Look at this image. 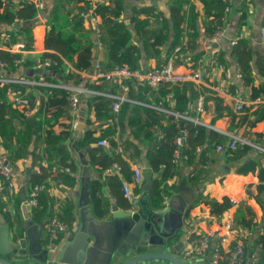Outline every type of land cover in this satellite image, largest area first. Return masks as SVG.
Segmentation results:
<instances>
[{"label": "crops", "instance_id": "crops-1", "mask_svg": "<svg viewBox=\"0 0 264 264\" xmlns=\"http://www.w3.org/2000/svg\"><path fill=\"white\" fill-rule=\"evenodd\" d=\"M24 1L25 0H11L9 1V4L12 9L18 10L23 6ZM55 2L56 0L38 1V13L34 18L35 23L32 28V46L23 53L25 62L28 61L31 63H35V65H33L32 67L23 66L22 70L15 77L32 80L38 78L47 81L45 77L47 76L46 73L48 72L49 68L43 69L40 63L42 61L43 54L47 51L45 47V40L49 35V28L46 24V21L49 16V12L55 5ZM92 2L95 1L70 0L66 3V7L68 9L72 8V13H78L79 9L82 8L83 10V8L86 9L87 7H90L92 5ZM148 2L149 1L146 0H124L122 13L119 16V19L124 21L128 25V28L130 29L131 34L134 37L133 41L137 43L139 42V40L134 29V21L137 18L152 19V13H146L142 11V7L145 6ZM223 2L227 5H230V9L228 11H225L224 8L225 36L223 38L214 39L215 29H213L212 34H207L208 24L211 22V25L213 26L214 17L217 14H211L208 17L206 15V4L203 0H190V3L194 6L195 11L197 12V32L199 34L197 46L192 48L189 37L185 35L181 39V44L176 45L173 50H171L169 48L170 43L174 39V37L171 35L169 43H167L163 47L159 58L143 57L139 62V67L147 68L164 64L167 61H171L179 72L200 70L201 80L199 82L186 81L183 83L161 84L155 89L150 88L147 92L142 91V97L137 96L140 90L135 86L133 93L134 96L129 97L136 100L135 103L130 102L131 108L136 104H139L141 106H148L152 111L151 116L149 114L151 118H153L155 114L161 113H165L166 116H169L172 114L164 110L155 108V106L162 109L174 111L173 108L176 105L177 98L175 96L173 88L175 86H178L180 88H187L186 94L187 97L190 98L188 102V112H185L186 114H182L187 115L188 118L183 119L176 116L175 117L177 119L189 120V122L205 126L208 130L207 140L197 147V151L199 153L194 161V164H188L185 160L180 161L178 174L175 175L170 181L168 179L167 183H174L176 185L179 184V188L174 193H177L179 191L181 184L195 191L194 200L192 204L188 206L185 213V231H180L182 232L181 234L184 248L187 249L191 247L192 243L200 236L201 233L210 230H217L219 231V235H217L218 238H214V242L222 245L221 248L223 250V253H229V251L238 243H243V246H245V238L249 241L257 238L263 230L262 225L264 223V213L261 206L255 200V198L249 196L247 192L250 186L253 188V190L256 191L257 185L264 183V177L259 176L261 169L264 168V155H259L261 154V152L264 153V147L261 144V141L264 140V119L256 122V124L254 125H251V121L254 118L253 111L256 110L261 104H264V97L252 98L253 86H257L264 81V37L261 33V27H264V0H223ZM5 3L7 4V2ZM96 3L97 9L102 6L112 5V2L109 0H104V2L98 1ZM156 3L159 5L160 9H163L166 14H169L171 0H161ZM3 10L4 6L0 7V12H2ZM24 23L25 22L23 20L16 19L15 26H12L9 23L0 24V50L9 51L10 46L14 45L17 42L26 43L23 35L19 36V38L16 39L15 42H10L11 33L17 34L18 32L16 28L21 27ZM83 25L87 29H90L84 22ZM7 34L10 35L9 38H7ZM106 35V28L103 27L99 37V40L102 42V45L100 46V44L97 42V38L94 32L92 31V37L95 43L93 48V62L89 71L83 72V75L88 78L91 84L95 83L101 85L108 82L97 81L94 77L97 63L105 65L106 59L108 58L109 51L104 41V37ZM233 38L238 39V42L235 45H231V40ZM243 40L245 42V45L243 47H240V54L244 58V60L246 62H249L252 66L254 77V82L252 84H246L245 75L244 80L242 81L238 78V68L241 67V64L237 60V57L235 56L236 54L232 52V49L236 45H238L240 41ZM220 63L223 64V68L219 67ZM30 68L35 69L34 73L32 72V70H29ZM40 69L43 70L40 72ZM20 84L22 85V87H24V91L14 86L13 88H10L12 90L21 91L28 97L31 91H33L35 95L38 96V98L36 99L35 107L32 108L29 112L27 111L29 113L28 117L32 121V124H34V113L37 112V110L41 107L40 95L46 94L36 89L34 85L24 83ZM107 86L108 87H105L107 89L104 90L112 89L111 91L113 92L122 93V89L114 83L109 82L107 83ZM164 86L169 88V93L166 96L160 97L159 88ZM91 96L92 95L88 93H81L79 95L78 106L73 109L68 107V112H64L60 120L55 125L56 130H70L72 133L71 136L75 138L74 143L77 142L78 139H81L84 136L85 132L89 129L94 130V136L98 137L105 129L114 126L115 120L113 119L103 122L98 121L95 111L93 109H89L88 107L90 101L89 97ZM201 96H204L203 110H199L197 108V102ZM237 99L246 102L244 108L241 110H238L236 107ZM112 102L113 101L111 100V107ZM52 113L54 114V111ZM110 113H112V111H110ZM245 114H248V119L243 121ZM132 115L133 112L131 109L126 110L125 113L122 112V114L120 115L121 122L125 127V133L122 137L119 136L117 132L112 141L114 145H117L118 151L121 150V138H127L128 141H133L135 144H137L139 141V139H134L132 136V131L137 126L128 124V121ZM140 116H142L143 120H145L148 118V113L141 110ZM211 131H214L220 135L219 142H217L216 138L213 140L209 139L213 138L212 135H210ZM155 135H159V137L162 135L161 130L158 126H155ZM231 135H238L239 137L243 138L245 142L239 141L238 143L248 144L258 152L255 155L254 153H250L237 161L235 160L234 162L232 161L227 164L223 159L227 154L226 148L220 149L219 146H227L231 141ZM178 137H181L180 143L177 142ZM107 140L110 145L109 139ZM175 140L179 145H181L182 143L187 144V129L184 128L182 130V133L177 136ZM93 145L99 146L98 142H94ZM43 148L44 147L42 140L38 142H36V140H33L29 146L28 154L25 157L13 162L9 158L8 151L2 146L0 141V150L9 159L10 164L13 167L15 177L18 180V183H20L19 190L18 192H16L15 197L18 196L22 200V203L20 204V206H18V208L13 206L8 214L4 213L5 218L11 226L12 237L15 234L14 231L20 228L18 223L25 220L23 207L24 205H27L29 191L34 185H31L30 183L31 176L34 173L40 174V172L35 170V166L39 165L41 167L42 173V167L47 166L49 163L45 159L42 161H35L33 158V151L37 153L40 150H43ZM146 149V146H141V149H138V151H136L135 158L131 157L129 154L133 152V149H131L129 153L124 152L122 154V157H120V162L128 163L134 172L133 181H123V184L124 182L129 183L131 196L127 197L125 195L123 184L122 190H119V192L115 187L111 188L107 184L103 185L101 194L103 195V197L110 199V206H108V208L106 207L107 210L114 204H117L119 208L123 209L131 208L130 200H136L138 198H145L153 204L157 203V198H153V187L155 186L154 180L157 177V174H159V171L150 167L146 158ZM224 151H226L225 155ZM178 152V150H176L175 152L177 157L179 155ZM71 154L77 165V169L74 173L77 177L76 185L71 188L66 184H59L56 181L52 180V186L49 189V195L51 196L50 198L53 199L54 203L53 216L57 215L61 219V217L63 216L62 205L66 200L70 199L75 205L74 212L76 220L73 226H69L67 232L62 233L56 240H60L62 237L67 236L69 230L75 228V226L77 225V201L81 176L83 174H88L90 178L100 177L98 172L99 169H94L89 165V163L87 165L90 167V170L88 172L86 171L85 165H82L80 162L78 151L71 150ZM136 168L141 170V182H137L136 180ZM158 168H160V170H163L165 166L163 164H160ZM120 170L121 163L116 161L112 167L106 169L103 172V180L106 179V176L116 175L120 172ZM197 170H203V172L201 178L195 185L192 184L188 180V178L193 176V174H195ZM169 197L170 196H165L164 198L167 199ZM203 197H210L211 199H216L220 202H222L225 197L230 198V200L232 198L236 199L237 202L234 205H231L230 208H228L234 216L235 211L241 205V203L246 202L255 211V219L257 221V224L253 223L249 226H243L242 228H239L236 225L235 234L231 237L224 238L222 236V232L220 231V222L223 220V214L228 209L225 210L221 216H218L217 213L211 209L210 205L203 202ZM33 210L34 209L31 208L28 209V213H31V216L35 219ZM35 220L37 223H40L39 221H37V219ZM46 221L48 222L49 219L47 218L42 223H46ZM44 230H46V232L48 231L49 233L48 225H46V228ZM214 242L212 243V246L215 245ZM246 253V264H251L249 260V258L251 259L250 253ZM209 254L207 257L198 256L190 259L194 260V262H196L197 264H209L210 260L209 262L207 261V258L210 256ZM224 258L225 256L222 254L221 259Z\"/></svg>", "mask_w": 264, "mask_h": 264}, {"label": "trees", "instance_id": "trees-1", "mask_svg": "<svg viewBox=\"0 0 264 264\" xmlns=\"http://www.w3.org/2000/svg\"><path fill=\"white\" fill-rule=\"evenodd\" d=\"M9 1L0 0V7L4 6V10L0 12V24L9 23L15 26L16 19L23 20L25 23L16 28L17 34L11 33L10 42H15L19 36L23 35L26 40V46L30 48L33 41V25L34 18L38 13V8L32 0H25L22 7L18 10L11 8ZM70 0H56L54 7L49 12L46 24L49 28V35L45 40L47 51L42 56L40 65L46 58L53 59L56 63L51 65L45 77L47 81L53 83H72L75 85L85 86L94 90L107 89L105 84H91L83 72H88L93 62L94 40L92 31L83 25V19L80 15L82 8L78 13H72V8H67L66 3ZM112 5L102 6L97 9L102 17V28H106V36L104 37L105 44L108 48V58L105 62L106 68H113L117 64L124 62L129 63L133 68L139 67L140 59L156 57L159 58L163 47L169 43L171 35L174 37L170 43V49L181 44L183 36L187 35L191 42V47L197 46L199 34L197 32V12L190 0H171L169 14H166L163 9L159 8L156 3L158 1L151 0L142 7V11L152 13L150 18H137L134 22V29L138 36L139 42H134V37L131 34L128 25L119 19L122 13L124 0H109ZM206 4V15L211 14L221 16L224 14V8L227 4L223 0H203ZM7 2V4L5 3ZM88 2V1H86ZM84 9V8H83ZM215 27L211 22L207 27V34H212ZM103 41V43H104ZM10 43V44H11ZM245 45L244 40L236 45L234 52L237 60L241 64L244 71L246 84L254 82L252 66L246 62L241 56L240 47ZM19 56L11 51L0 50V60L6 63L5 67H1L0 71L17 76L23 66H33L35 63L25 62L22 65H15L14 59ZM68 63L70 67H67ZM4 68V69H3ZM38 79V78H37ZM18 87L24 91V87L20 83L1 86L0 85V141L2 146L8 151L9 158L14 162L28 154L29 146L33 140L43 142V150L39 152L33 151L35 161L47 160V166L42 167V173H34L31 176V185L35 183H45V190L40 196L39 205L33 210L35 219L39 222L50 219L54 214V203L49 195L51 181L54 180L59 184H66L73 188L76 185L77 177L74 174L77 165L72 157L71 150H85L87 162L94 169H99L100 177H92L90 182V195L93 199L96 211L101 212L106 207L110 206V199L103 197L101 189L107 184L116 190H122L123 181L134 180V172L128 163L120 162V157L124 152L129 153L135 158L136 151L141 149V146H146V158L153 169L159 171L155 178V186L153 187V198H157V203L162 202L165 196H171L179 188V184H168L179 171V163L185 160L188 164H194L198 155L197 147L207 140V129L203 125L189 122V120L177 119L174 115L166 116L165 113L155 114L151 118V109L148 106L134 105L130 107V102H124L118 113L114 112L111 107V100L108 97L101 95H92L89 101V109H93L96 113L98 121L115 120L114 126L105 129L100 136H94V130L89 129L85 132L81 139L74 143L75 138L71 136V131L68 129L56 130L55 125L60 120L64 112H68L69 93L61 87L54 86H35L36 89L44 94L40 95L41 107L34 113V124L28 117V112L25 109L19 108L14 102L6 101L3 95L8 88ZM167 86V85H165ZM160 87V97L166 96L169 93L168 87ZM187 86V85H185ZM140 92L137 95L142 97V91L147 92L148 86L138 87ZM135 86L131 85L129 96H134ZM187 88L175 86L173 88L177 102L174 111L180 113L188 112ZM112 90V89H110ZM114 90V89H113ZM80 95V94H79ZM264 97V81L257 86H253L252 98ZM31 108L36 105L38 96L33 91L29 93ZM131 109L133 115L129 119L130 125L137 126L132 131L134 139H139L135 144L133 141H128L127 138H121V150H117V145L113 144V138L118 132L119 136L123 137L125 127L121 122L120 115L122 112ZM148 113V118L143 120L140 116V111ZM54 111V114L52 113ZM112 111V113H110ZM150 114V116H149ZM186 114V113H185ZM254 118L251 125L264 119V104H261L253 111ZM122 117V116H121ZM243 119V118H242ZM248 119V114L244 115V120ZM155 126L161 130V136L155 135ZM46 128V129H45ZM188 131L187 144H177L176 137L182 133L183 129ZM45 129V130H44ZM44 134V135H43ZM213 140L216 138L219 142L220 135L211 131ZM100 138H107L110 141L108 147L93 145ZM264 147V140L261 141ZM178 150V157L176 155ZM227 154L224 156L226 163L239 160L250 153L254 155L258 152L252 146L245 143H237L234 149L227 148ZM259 155H264L263 152ZM178 158V159H177ZM118 161L121 163V170L114 176H106L103 180V172L112 167ZM163 164L165 168L160 170L158 166ZM69 167L70 171L64 170V167ZM203 170H197L188 180L195 184L201 178ZM260 177H264V168L259 173ZM248 194L254 197L261 206L264 213V183L257 185L256 191L250 186ZM203 202L210 205L211 209L221 216L225 210L232 205L230 198L225 197L222 202L203 197ZM22 200L16 196L13 206L18 208ZM63 216L61 219L70 227L73 226L75 218V205L68 199L62 205ZM256 213L253 208L246 202L235 211L236 225L239 228L257 224ZM20 222V221H19ZM263 230L260 235L249 241L244 239L245 250L250 253L251 264H264V223ZM224 259H221L218 264H227L229 253H223Z\"/></svg>", "mask_w": 264, "mask_h": 264}, {"label": "water", "instance_id": "water-1", "mask_svg": "<svg viewBox=\"0 0 264 264\" xmlns=\"http://www.w3.org/2000/svg\"><path fill=\"white\" fill-rule=\"evenodd\" d=\"M78 155L86 167L85 151L78 150ZM80 181L77 225L60 240L45 237V224L28 213V203L23 207L25 220L13 237L0 211V264H197L184 256L188 248L181 234L195 191L181 184L162 202L138 198L130 200L131 208L114 204L98 212L90 195V176L83 174Z\"/></svg>", "mask_w": 264, "mask_h": 264}, {"label": "built area", "instance_id": "built-area-1", "mask_svg": "<svg viewBox=\"0 0 264 264\" xmlns=\"http://www.w3.org/2000/svg\"><path fill=\"white\" fill-rule=\"evenodd\" d=\"M39 0H34L33 2L38 5ZM92 5L83 9L80 12V15L83 19V22L90 28L96 38L97 42L102 45V42L99 40L100 34L102 32V17L100 13L97 11V3L98 1L104 2V0H93ZM151 1V0H146ZM161 1V0H156ZM230 9V5H226L225 11ZM214 39H221L225 36V18L224 14L221 16L214 17ZM261 33L264 37V27H261ZM9 34H7V38H9ZM238 42L237 38H233L231 40V45H235ZM25 42H17L14 45L10 46V50L13 53L19 54L14 59L15 65H22L25 63V58L23 53L28 50ZM218 59V58H217ZM56 62L51 58H46L41 64L43 69L49 68L51 65ZM67 67H70L68 63ZM6 63L0 60V66L5 67ZM220 68H223V64H219ZM4 69V68H3ZM238 78L242 81L244 80V71L241 67L238 68L237 73ZM97 81H108L118 85L122 89V93H116L111 90H94L85 86L74 85L71 83H57L53 84L48 81H44L43 79H22L10 75L0 71V85H10L16 83H24L34 86H57L64 88L69 93V104L68 107L71 109L76 108L79 103V94L88 93L91 95H101L103 97L110 98L112 102V108L114 112H118L120 110L121 105L124 102L135 103V99H131L129 97V91L131 85L136 87L139 86H148L151 89L157 88L161 84L165 83H183L186 81H196L199 82L201 80V71L200 70H190L187 72H179L174 64L171 61H167L164 64L147 67V68H133L129 63L124 62L122 64H117L113 68H106L103 64L97 63L95 76ZM3 99L6 101L14 102L19 108L25 109L26 111H30V98L23 94L21 91L12 90L8 88V90L3 95ZM245 101L237 99L236 107L238 110H241L245 106ZM155 108L164 110L178 118L187 119L188 116L176 111L162 109L160 107L155 106ZM197 108L199 110L204 109V96H201L197 102ZM198 122V121H196ZM231 141L227 146L220 145V149L230 148L234 149L239 141L245 142V140L238 135H231ZM177 142H181V137L177 138ZM99 146L107 147L109 142L105 138H101L98 141ZM35 170L41 173V167L39 165L35 166ZM64 170L69 172V167H64ZM109 172V171H108ZM135 177L137 182L142 181V173L141 170L135 169ZM20 183L15 177L13 172V167L10 164L9 159L3 154L0 150V207L3 213H8L13 207L15 194L19 190ZM123 189L125 191V195L127 197L131 196L130 185L127 182H124ZM45 190L44 183H35L30 191L28 197V204L31 209H35L39 205L40 196ZM237 202L236 199L232 198L231 203L234 205ZM49 227V235L50 239L55 241L59 238L62 233L67 232L69 225L60 219L57 215L52 216L48 221ZM236 221L233 213L228 209L223 214V220L220 222V231L222 232V236L224 238L231 237L235 234ZM219 231L210 230L204 233H201L200 236L192 243V246L189 247L185 251L186 258H194V257H206L209 253L210 263L218 264L222 258V245H219L217 242H214V238H218ZM215 243L212 246V243ZM247 262V253L244 249L243 243L236 244L229 251L227 264H246Z\"/></svg>", "mask_w": 264, "mask_h": 264}, {"label": "flooded vegetation", "instance_id": "flooded-vegetation-1", "mask_svg": "<svg viewBox=\"0 0 264 264\" xmlns=\"http://www.w3.org/2000/svg\"><path fill=\"white\" fill-rule=\"evenodd\" d=\"M40 223H42V222H40ZM45 224V226H44V229L46 228V225H48V222L46 221V223H44ZM44 232H45V236L47 237V239H49L50 238V235H49V233H48V231L46 232V230H44ZM48 234V235H47ZM208 256V255H207ZM206 256V257H207ZM210 260V259H209Z\"/></svg>", "mask_w": 264, "mask_h": 264}, {"label": "rangeland", "instance_id": "rangeland-1", "mask_svg": "<svg viewBox=\"0 0 264 264\" xmlns=\"http://www.w3.org/2000/svg\"><path fill=\"white\" fill-rule=\"evenodd\" d=\"M86 171H89L90 170V167L88 165H86ZM76 199V198H75ZM77 200V199H76ZM8 214V213H7ZM211 262V261H210Z\"/></svg>", "mask_w": 264, "mask_h": 264}]
</instances>
